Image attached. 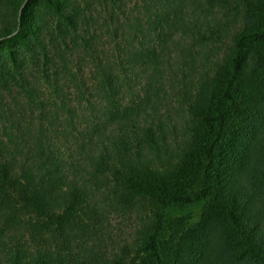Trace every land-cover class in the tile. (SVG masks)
<instances>
[{"label":"trees","instance_id":"1","mask_svg":"<svg viewBox=\"0 0 264 264\" xmlns=\"http://www.w3.org/2000/svg\"><path fill=\"white\" fill-rule=\"evenodd\" d=\"M205 1L207 10L204 0H156L163 32L204 40V27L215 22L209 9L229 2ZM3 7L0 264H78L76 247L103 225L112 194L122 208L148 204L153 213L129 264H227L241 252L252 260L264 253L253 209L264 179V0H237L242 31L214 75L192 82L176 162L163 168L147 159L166 143L155 75L132 104L123 96L124 74L101 64L78 96L41 101L31 82L17 78L19 52L36 39L42 14L67 28L74 19L64 0L23 7L5 0ZM198 203L197 222L166 217L172 207ZM111 264L126 263L116 257Z\"/></svg>","mask_w":264,"mask_h":264},{"label":"rangeland","instance_id":"2","mask_svg":"<svg viewBox=\"0 0 264 264\" xmlns=\"http://www.w3.org/2000/svg\"><path fill=\"white\" fill-rule=\"evenodd\" d=\"M19 1L23 7L25 0ZM64 1L66 13L74 19L72 28L49 14H42L36 22V39L19 52L17 78L22 76V80L31 82L36 96L48 103L57 96H78L82 83L91 85L95 81L93 71L96 66L109 65L117 73L124 74L127 84L123 96L128 104H132L142 99L143 88L150 81L148 77L155 75L151 78L160 85V119L166 131V143L147 159L157 168L175 163L185 131V110L192 82L201 74L204 78L214 75L242 31V14L236 9L237 0L211 6L208 14L210 21H215L211 22L214 28L204 27V40L200 42L191 41L175 31L171 34L163 32L157 18L159 6L156 0ZM4 2L0 0V16L7 15ZM207 7L204 0V10ZM222 29L224 32L218 36ZM3 63L1 58L0 74ZM65 66L70 73H64ZM8 67L14 69L10 62ZM57 82L63 87L62 92L55 90ZM87 93L89 95V91ZM7 99L10 104L11 100ZM255 192L253 209L264 227V179L257 181ZM110 201L103 225L86 239L84 237L80 247H76L74 253L80 257L78 264H111L116 257H124L126 264L131 263L142 233L151 227L153 213L148 204L122 208L113 202V194ZM201 210V203L175 206L167 210L166 217H185L194 223L200 219ZM241 255L243 252L228 259L227 264H264V253L259 251L253 260L250 255L246 258Z\"/></svg>","mask_w":264,"mask_h":264}]
</instances>
